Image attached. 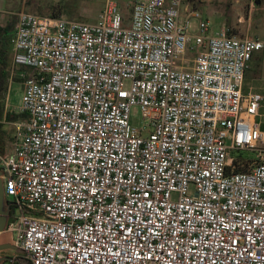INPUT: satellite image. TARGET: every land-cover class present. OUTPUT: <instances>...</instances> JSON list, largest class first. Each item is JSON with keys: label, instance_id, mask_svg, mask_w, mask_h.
Returning <instances> with one entry per match:
<instances>
[{"label": "built area", "instance_id": "1", "mask_svg": "<svg viewBox=\"0 0 264 264\" xmlns=\"http://www.w3.org/2000/svg\"><path fill=\"white\" fill-rule=\"evenodd\" d=\"M15 16L32 74L0 153L13 264H264V160L232 158L264 144V93L244 87L264 38L213 33L185 0Z\"/></svg>", "mask_w": 264, "mask_h": 264}, {"label": "rangeland", "instance_id": "2", "mask_svg": "<svg viewBox=\"0 0 264 264\" xmlns=\"http://www.w3.org/2000/svg\"><path fill=\"white\" fill-rule=\"evenodd\" d=\"M106 0H0V13L2 14L1 24L9 26L11 31L16 29V14L22 10L38 14L41 16H50L51 8L58 5L67 6V13L62 17L88 23H96L103 10ZM119 5L122 13L130 18L134 5L137 2L145 0H114ZM191 0H185V4ZM196 8L201 12L205 19L211 22V31L213 33L221 30H229L232 36L244 38H264V0H194ZM31 4V5H29ZM61 18V17H60ZM194 33L197 32V21H194ZM187 57L192 58L193 54ZM245 90H253L264 93V54L255 55L246 74L244 84ZM24 83L13 80L10 86L6 109L18 113L22 103ZM264 131V107L257 118ZM131 124L136 128L144 127L141 109L134 106L131 110ZM5 129L14 137L16 126L7 124ZM8 152L13 149V143H8ZM257 150H248L244 152H233L232 158L236 160L241 157V163L249 162L248 168L253 169L257 160H264V144L259 143ZM262 153V155H260ZM254 160V161H247ZM260 162V161H259ZM0 244H13L8 231L0 235ZM18 252L8 250L0 253L1 258L18 257ZM4 264H13L12 261H6Z\"/></svg>", "mask_w": 264, "mask_h": 264}, {"label": "trees", "instance_id": "3", "mask_svg": "<svg viewBox=\"0 0 264 264\" xmlns=\"http://www.w3.org/2000/svg\"><path fill=\"white\" fill-rule=\"evenodd\" d=\"M191 2L195 9H197L195 1L191 0ZM257 2H260V0H257ZM66 13L67 6L58 5L51 8L50 16L53 18H60ZM14 33L15 31L12 32L9 26H5L0 23V153L6 156L11 153L8 152L7 149L8 143L14 142V137H12V135L5 129L6 125L28 120V115L26 113H17L6 109V101L10 86L13 80L23 82V74L26 76H30L32 74V70L30 68L19 66L15 63V52L12 45ZM228 34L232 36L230 31ZM240 158L241 157L233 161L235 170L237 172L251 171V168H248L249 162L241 163ZM257 161L259 162L260 160Z\"/></svg>", "mask_w": 264, "mask_h": 264}, {"label": "water", "instance_id": "4", "mask_svg": "<svg viewBox=\"0 0 264 264\" xmlns=\"http://www.w3.org/2000/svg\"><path fill=\"white\" fill-rule=\"evenodd\" d=\"M8 208L6 207V198H5V189L1 178L0 173V235L7 230L8 224ZM12 250L19 252V249L12 244H0V253L4 251ZM6 261H12V258H1L0 264L5 263Z\"/></svg>", "mask_w": 264, "mask_h": 264}, {"label": "bare ground", "instance_id": "5", "mask_svg": "<svg viewBox=\"0 0 264 264\" xmlns=\"http://www.w3.org/2000/svg\"><path fill=\"white\" fill-rule=\"evenodd\" d=\"M3 233H5V232H3ZM3 233H2V235H3Z\"/></svg>", "mask_w": 264, "mask_h": 264}]
</instances>
